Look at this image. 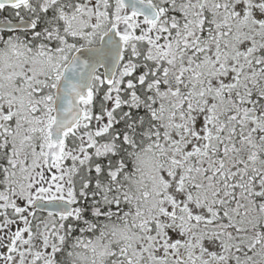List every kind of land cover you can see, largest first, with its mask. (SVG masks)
Masks as SVG:
<instances>
[{
	"label": "snow or ice",
	"instance_id": "1",
	"mask_svg": "<svg viewBox=\"0 0 264 264\" xmlns=\"http://www.w3.org/2000/svg\"><path fill=\"white\" fill-rule=\"evenodd\" d=\"M0 264H264V0H0Z\"/></svg>",
	"mask_w": 264,
	"mask_h": 264
}]
</instances>
